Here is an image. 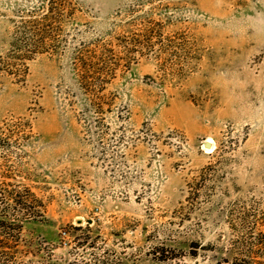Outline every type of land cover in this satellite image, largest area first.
<instances>
[{
  "label": "rangeland",
  "instance_id": "obj_1",
  "mask_svg": "<svg viewBox=\"0 0 264 264\" xmlns=\"http://www.w3.org/2000/svg\"><path fill=\"white\" fill-rule=\"evenodd\" d=\"M34 20L54 43L19 80L2 61ZM101 45L122 59L89 91L75 58ZM0 180L45 205L37 264H245L249 243L264 264V0H0Z\"/></svg>",
  "mask_w": 264,
  "mask_h": 264
},
{
  "label": "trees",
  "instance_id": "obj_2",
  "mask_svg": "<svg viewBox=\"0 0 264 264\" xmlns=\"http://www.w3.org/2000/svg\"><path fill=\"white\" fill-rule=\"evenodd\" d=\"M48 16L49 13L44 14L43 20L47 19ZM41 24L40 20L23 21L22 27L18 26V30L15 33L12 49L6 56L9 61H2L6 67L4 69L9 74L19 77V80H23L25 74H27L28 62L35 59L38 55L49 52V44L54 43L50 27ZM20 28H23L21 36H19ZM150 40V38H148V41L133 38L130 42H127L128 45H124L127 50L126 57L131 60L130 63L138 61V54L141 57L145 54L143 49L141 51L137 50L136 45H141L142 43L149 45ZM129 44L133 46L131 47ZM22 47L25 49H21ZM92 52L89 55L85 53L78 54L75 58L77 63L80 64L83 84L89 91L93 90L88 84L90 76L91 79L95 75L103 82L105 80L103 78L113 74L116 70L115 61L122 59L114 48L107 45H101L100 51L93 50ZM109 62L113 64V66H109L110 72L103 74L102 71L109 65ZM95 90L99 94L104 90V87L100 86L95 88ZM46 221L45 205L29 187L20 188L12 181L0 180V264H37L41 262L46 252V241L35 234L29 237L27 235V225ZM231 224V228L234 230V225L233 223ZM72 229L78 230L75 227ZM233 243L235 245V241ZM252 245V243H249L248 247L244 249L247 258L245 264L254 263L252 257H254L255 252ZM46 255L52 257V251L48 249ZM225 264L244 263H241L238 257L235 256L227 259Z\"/></svg>",
  "mask_w": 264,
  "mask_h": 264
},
{
  "label": "bare ground",
  "instance_id": "obj_3",
  "mask_svg": "<svg viewBox=\"0 0 264 264\" xmlns=\"http://www.w3.org/2000/svg\"><path fill=\"white\" fill-rule=\"evenodd\" d=\"M206 143H210L211 144V146L210 147H206V150L208 151V152H210V151H212L213 149H214V142H213V140L212 139H208L207 141H206Z\"/></svg>",
  "mask_w": 264,
  "mask_h": 264
},
{
  "label": "water",
  "instance_id": "obj_4",
  "mask_svg": "<svg viewBox=\"0 0 264 264\" xmlns=\"http://www.w3.org/2000/svg\"><path fill=\"white\" fill-rule=\"evenodd\" d=\"M205 146L208 148V147L211 146V144L210 143H205Z\"/></svg>",
  "mask_w": 264,
  "mask_h": 264
}]
</instances>
